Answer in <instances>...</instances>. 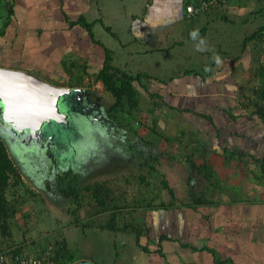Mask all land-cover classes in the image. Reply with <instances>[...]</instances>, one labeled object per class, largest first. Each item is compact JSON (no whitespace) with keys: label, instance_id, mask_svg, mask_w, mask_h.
Masks as SVG:
<instances>
[{"label":"crops","instance_id":"obj_1","mask_svg":"<svg viewBox=\"0 0 264 264\" xmlns=\"http://www.w3.org/2000/svg\"><path fill=\"white\" fill-rule=\"evenodd\" d=\"M186 1L119 0L115 4L112 0H0V67L29 72L46 82L54 77L56 86L66 80L62 85L69 88L68 80L74 78L73 71L69 74L63 65L70 68L67 63L73 62L80 67L79 61L78 64L86 66L84 79L77 77L86 84L102 68L108 50L113 66L132 75L145 73L160 79L162 83H156V90L163 105L153 106L154 111H168L171 120L181 126L178 135L184 132V140L190 138L187 143L198 145L194 155L198 154L201 161L194 160L195 163L206 162L216 180L212 183L201 178L202 182L195 187L196 179L189 177V168L183 160V147L187 143L181 136L182 149H179L176 133L168 132L170 127L162 130L169 133L171 141V154L163 159L170 174L169 185L160 194L165 207L147 209L145 213L148 244L143 245L141 239L140 243L149 253L141 250L135 239L142 259L131 251L130 257L126 251L127 258L138 264H264V174L258 160L264 158V127L256 116L250 117V108L241 106L248 100L246 94L250 91L245 84L251 83L247 68L250 69L252 47L249 44L250 49L242 51L243 42L228 39V35L231 37L234 33H225L227 24L234 20L246 24L249 10L255 3L254 0L230 1L211 13L187 19ZM227 15H233L234 19L229 20ZM82 18L91 25L92 38L85 28L77 25ZM121 18L127 20V25ZM176 24L180 29L178 33ZM112 25L115 29L125 27L128 40L119 42V48L125 51V60L117 57L116 61L115 49L95 38L97 27L111 32ZM213 27L215 34L222 35L218 51L216 47L209 48L212 43L208 31ZM152 28V36L147 37L148 29ZM242 32L247 33L246 29ZM194 33L206 36V44L194 39L197 44L193 43L191 49L200 50L196 51L200 63L183 70L177 76L181 81L173 79V75L161 79L162 70L156 63L152 66L142 64L148 56L152 59L153 54L159 53L162 60L171 59L174 63L171 57L166 59L164 53L177 45L181 47L179 52L186 56L182 58H189L184 44L193 42ZM177 34H182L179 41ZM153 36L159 37L160 44L153 45L150 40ZM163 44L167 47L160 48ZM137 45L140 47H135ZM210 53L214 54L212 58ZM134 55L141 57L136 61ZM193 70L201 75L185 74ZM58 77L62 78L60 82ZM97 83L102 86L100 81ZM80 89L85 90V87ZM141 89L138 86L137 90L143 94ZM97 90L101 95L100 89ZM154 147L162 153L168 146L156 141ZM171 156L173 159L168 158ZM241 161L247 168L238 169L237 163ZM185 170L187 175L183 178L181 172ZM244 170L248 175L243 174ZM179 179L184 187H180ZM239 185L243 187L241 198L233 195ZM190 186L195 189L190 190ZM168 188L172 189L173 199ZM191 196L204 198V202L187 208L181 206L180 202H189ZM138 210L140 208L136 212Z\"/></svg>","mask_w":264,"mask_h":264},{"label":"rangeland","instance_id":"obj_2","mask_svg":"<svg viewBox=\"0 0 264 264\" xmlns=\"http://www.w3.org/2000/svg\"><path fill=\"white\" fill-rule=\"evenodd\" d=\"M112 1L115 4L119 2V0ZM259 8H262V6L256 3L255 9L258 10H254V13L252 12L253 14L248 15L247 20H245L247 21L246 24H241V22L237 23L235 20L228 23L227 25L229 27L225 30V33H234V36L232 35L230 37L228 35V39H235L237 42L241 41V44L244 42L243 38L253 34L259 27L264 26V12L259 14L261 11ZM227 16L231 21L234 19L233 15ZM130 20L128 22H130ZM219 21L222 22V20ZM121 22L127 25V20L121 18ZM242 25L246 26V34L242 32L245 31ZM124 29V25L120 26V29H115V26L112 25L111 32L100 29L99 27L95 29V38L108 47L115 49L116 61L119 60L118 58L122 60L126 58V54H124L125 51L119 48V42L121 40H128L126 33H124ZM153 29L154 28L148 29L147 37L152 36L151 31ZM214 29L215 27H213V29L211 28L212 31H208L210 35L207 34L208 39L210 38V43H212V45L209 44V48H213L214 50V47H216V51H218L217 47L222 35L220 33L215 34ZM175 31L176 33L180 31L179 25L176 26ZM114 34H116L117 38ZM171 34H174L173 31ZM176 37V40L179 41L182 34H177ZM191 37L193 42L189 41L184 44V47L189 51L188 57L190 58L191 56L190 59L182 58L184 54L183 52H179L181 47L177 45V47L169 53H164L166 59L171 57L174 63H172L171 59L167 61H164V59L162 60L161 53H159V55L153 54L152 59L149 58L150 56H146L147 58H145L142 64L152 66L156 63V65L161 68L160 70H162L159 75L161 79L166 77L169 78V76L173 75V79L177 78V81H181L177 76L181 74L183 70H190L191 66L195 67L197 63H200L199 53L196 52L200 50L193 51V49H191L193 48V43L197 44L194 42V39H197L198 43L206 44V36L203 34L199 33V35H193ZM184 39L186 40L185 37ZM150 40L154 42L153 45L157 43L160 44L158 36H153ZM168 42H170V38ZM237 44L238 43H236V45ZM149 45L150 44H147V46ZM250 46H254V51L251 53V61L249 63L250 69L247 68L249 76L248 73L246 75L249 77L248 80H250L251 83L250 85L248 82L247 84L244 83L245 86L249 87L250 91L246 94L248 100L242 102L241 106L251 109V103L254 100L259 101L262 105L264 104V101L262 102L259 99V88L264 89V81L260 76H256L259 66L264 65V36L258 41H252ZM135 47L138 48L140 46L137 45ZM165 47L167 46L163 44L160 48ZM184 47H182L183 51ZM248 48L250 49V47ZM213 55L210 53L211 58ZM138 57H141V55H134L133 59L137 61ZM71 63L68 62L67 65ZM78 63L77 65H80V67H78L79 69H72L74 78L68 80L72 81L75 85L78 83L77 77L81 76L84 79L82 64ZM63 68L69 71L68 66L63 65ZM94 75L91 76L92 79H88L86 83L93 81ZM47 80L49 83L53 84L54 77ZM58 80L60 82L62 78L58 77ZM65 83H67L66 80L65 82H61V84H59L60 87H63L62 84ZM147 84L151 92L158 93L156 90V86L158 85L150 81H147ZM78 86L79 87L75 88L85 87L86 92L99 88L101 94L99 96L104 106L107 107L113 103L112 97L103 91V85L92 83V85L88 87L82 80ZM134 86L138 88L137 83H134ZM64 87L67 86L64 85ZM141 91L144 92L143 89H141ZM79 96V94H77V96L76 94L69 96L70 103L74 105L76 112L84 110L83 104L79 101ZM142 96L144 97L142 101L143 108L154 109L149 95L143 93ZM155 101H157L159 105H163L159 98L155 99ZM158 110L159 109L152 111V114H149L147 111H140L139 121L137 122L133 121L131 117H125L123 120L122 118L112 120L110 117L112 114H110L109 111H102L104 117L101 118L102 121H98V119L91 121V119L84 118L85 120L74 119V121L69 124L61 123L48 125L44 128V134L41 136L42 141L39 143L40 145L38 146L36 144L38 151L43 152L47 159L41 156L38 157L37 153H33L32 156L35 155V157L32 158L28 157L27 154L23 156L17 154L14 148L10 149L8 147L3 137L0 135V140H3L6 145L8 156L21 176L17 184H15L14 179L11 178L7 187L6 198L8 199V204L14 208L15 216L14 219L11 218L12 220H9L10 236L2 238L0 234V251L2 249H7V247L13 250L19 245H24L25 249L30 253L36 254V252L41 250L44 243H48V240L53 243L56 239L64 238L66 239L68 248L75 252V262L73 264H138V262H133L131 259L127 258L126 253V251H131L133 255L141 258V256H139L141 252L135 246L136 235L134 233L126 232L114 234L108 230H101L98 227V225L105 224L109 220L108 213L93 216L92 213L96 210H92V207H88L86 202L77 211L78 219L81 221L89 219L95 223L94 226L82 230L74 225L75 218L72 214V210L75 209V205L70 199H67L59 193L57 187L58 183L54 175L56 174L58 177L65 172L71 171L68 177L65 178L64 184L69 183L73 177H76L77 188L84 189L85 187L103 185L110 189L113 197L118 199L119 204L126 207L124 210L128 215L129 213L136 214L133 216L130 215V218L134 225L138 227L140 225L141 228L139 229L142 232V244L147 245L148 242L146 237L149 231L144 225L147 209L143 207L140 208V206L144 205V199L146 195L149 194V189H147L144 182L141 183L136 176L141 172L144 176L146 175V177H149L151 186L154 184L161 186L160 174L148 170L144 161L147 160L152 163L154 160L152 156L160 158L161 166L160 164L158 165L159 171H165L164 173L168 172L167 176H170L169 168L166 165L167 163L165 164L163 159L164 156L171 154V148H169L171 144L168 143L165 138H168V132L170 131L176 133L175 138H181V135L178 134L179 129L182 130L179 124L177 125L171 120L168 111ZM123 115L125 116V114ZM170 120L172 124L169 123ZM109 121L111 124L108 123ZM124 122L126 124H124ZM129 122L130 124H127ZM96 127H101L102 134L99 133V130H96ZM167 127H170V129H168V132L163 131V133L162 130H167ZM150 128H152V130ZM91 133H94V135L92 136ZM182 139L187 143L190 138L188 140ZM45 140H48V143L52 145L48 146V143L43 142ZM156 141L160 142L162 145L163 143L164 145L167 144L168 147L164 148L161 153L160 149L156 150L154 147ZM43 144L46 147L45 149H43ZM198 156V154L193 155V160H196V162L201 161ZM170 166L173 167V165ZM237 167L238 169L247 168L244 161L238 162ZM186 171L187 170L181 172L183 178H186ZM257 171H259L258 168ZM243 172V174L248 175L245 170ZM180 179L182 180V178ZM180 179L179 182L181 183ZM219 180L222 179L219 177ZM180 185V187L185 186L184 182ZM158 186H156L157 188H155V190L158 189ZM237 188L239 189L235 190L234 188L235 193L233 195L237 198H241V195H243V192H241L243 187L239 185ZM94 205L95 202L91 201V206ZM139 208L140 210L136 212ZM119 224L121 225L122 221H120ZM131 253L129 252L128 257H130ZM116 254H118V256Z\"/></svg>","mask_w":264,"mask_h":264},{"label":"trees","instance_id":"obj_3","mask_svg":"<svg viewBox=\"0 0 264 264\" xmlns=\"http://www.w3.org/2000/svg\"><path fill=\"white\" fill-rule=\"evenodd\" d=\"M241 1V0H238ZM243 1V0H242ZM248 1V0H244ZM254 3L256 5L259 4L262 6V8H259L262 13L264 12V0H254ZM257 11L258 9H255V6L251 7L249 10V15L253 14V11ZM253 12V13H252ZM200 17V16H199ZM225 20V19H224ZM76 24V23H75ZM82 26L86 29L90 37L92 38V29L91 25L87 24L85 19H81L79 22H77V25ZM264 36V26L259 27L253 34L246 36L244 39V42L242 43V51L246 50L248 45L252 41H258ZM252 51H254V46L252 47ZM258 61V58H257ZM79 69L78 66L74 65V63L70 64L69 71L68 69H65L66 72L68 71L69 74H71L72 69ZM82 73L83 75H87L85 73L87 67L82 66ZM259 76L264 81V65L259 66L258 68ZM186 75H201L197 70L188 71L185 73ZM82 79L78 78V83L75 85L72 81L68 83L70 87L78 86L82 81ZM145 80V82H144ZM100 81L103 85V90L105 93L109 94V96L112 97L113 103L109 106V109L107 111L112 114L110 115L112 120H118V118H122V120L125 117H131L133 121H139V114L140 111H147L149 114H152V111L154 109L152 108H143L142 101L144 100V97L142 96V93H139L137 88L134 86V83H137V85L144 90V93L149 95L150 100L152 101V104L154 107H158L159 104L155 99L160 98V95L158 93L151 92L147 81L152 82L156 85V83H162L160 79H154L150 77L149 75L145 73H138L136 75H132L127 73L124 70H121L120 68H117L112 65V57L111 53L106 50V57L103 62L102 68L97 71V73L94 75L93 81H90L86 83L89 86L92 85V83H97ZM255 93V92H254ZM259 99L263 102L264 101V89L259 88ZM251 103V101H250ZM251 116H256L263 124L264 127V104L262 105L259 101H252L251 103ZM125 114V116L123 115ZM124 124H126L124 122ZM127 124H130L127 123ZM152 130V128H150ZM182 138H185L184 132L181 133ZM264 137V132H263ZM181 138H177L175 141L177 144H179V149H182L180 146L182 145ZM168 143H170L169 138H165ZM183 140V139H182ZM191 143H187L183 147V151L185 153V156L183 157V160L186 162V165L189 168V177H191L192 180L196 179V185H200L199 181L201 178L206 179L208 181H211L212 183L216 180L215 175L212 172L211 167L206 163L202 164H196L193 160L194 152L198 149L197 144L191 145ZM195 147V148H194ZM170 156V155H169ZM154 159L152 163L148 162L147 160L144 161L145 166H147V169L152 172H157L160 174L161 177V186L160 185H153L149 183V177L144 176L143 173L139 172L136 176L137 179L143 183L147 189H149V194L146 195L144 201V205H141L140 208H146V209H153L154 207L156 209L165 207V204L161 198L162 190L168 187L169 185V175L167 176V173H164L165 171H159L158 165L161 166L160 158L152 156ZM169 159H173V157H168ZM259 162L261 161L260 165L262 166V173L264 174V158L258 159ZM71 171L63 173L61 176L59 175L56 180L58 183V190L59 193L66 197L67 199H70L73 204L75 205V209L72 210V214L74 215L75 222L74 225L79 227L82 230L88 229L89 227L94 226V222L87 220H80L78 219L77 211L82 207L84 203L87 202L88 207H92V210L94 211L92 214L100 215V214H109V220L105 224L98 225V227L101 230H108L110 232H127V233H134L136 235V244L137 246L143 250L146 253H149L146 247H143L140 243L142 232L140 231L139 227L134 225L132 223V220L130 218V215L133 216L134 213H126L124 210L126 207L123 205L121 206L118 202L117 198H114L112 195V192L107 187H104L103 185H97L95 187H85L77 188V178L73 177L69 183L64 184L65 178L68 177V174ZM203 176V177H202ZM11 178L14 179V183L17 184L20 181V174L15 167L14 163L8 156L6 145L3 142V140H0V234L2 238H6L10 236V222L9 220L12 218L14 219L15 216V210L13 207H11L8 204V199L6 198V191L7 187L9 185V181ZM190 179V178H189ZM216 183V182H215ZM190 185V184H189ZM158 189L155 190V188ZM195 187H189L190 190L192 188L195 189ZM163 188V189H162ZM169 194L171 198L173 199V192L171 188H168ZM195 192V191H194ZM91 201L95 202L94 206H91ZM90 202V203H89ZM204 202V198H194V196H191V199L189 202H180L181 206L187 208L191 205H199ZM157 205H156V204ZM134 212V211H133ZM130 218V219H129ZM11 219V220H12ZM122 221V224L120 225L119 222ZM51 249L52 256L50 259L55 262V264H73L75 262V252L73 250H70L67 246L66 239H56L53 243H51L48 240V243H44V245L41 248L42 252H46V250ZM1 254L9 255L13 259L17 256L24 257V256H30V255H36L35 253H30L27 249H25L24 245H19L15 247L13 250H10L8 247L7 249H2L0 251ZM225 263V262H224Z\"/></svg>","mask_w":264,"mask_h":264},{"label":"water","instance_id":"obj_4","mask_svg":"<svg viewBox=\"0 0 264 264\" xmlns=\"http://www.w3.org/2000/svg\"><path fill=\"white\" fill-rule=\"evenodd\" d=\"M85 93L80 88L52 85L29 72L0 67L1 118L17 134L35 136L51 123H72L76 108L69 96L84 97Z\"/></svg>","mask_w":264,"mask_h":264},{"label":"flooded vegetation","instance_id":"obj_5","mask_svg":"<svg viewBox=\"0 0 264 264\" xmlns=\"http://www.w3.org/2000/svg\"><path fill=\"white\" fill-rule=\"evenodd\" d=\"M90 91H92V90H88L85 93L84 97H82L81 94L78 97L79 101H81V103L83 104L84 110L78 111V112L74 111L75 114L72 118V122L74 121V119L85 120L84 118H88V119H91V121H94V119H98V121H102L101 118H104L102 115V113H103L102 111H107L109 109V106L105 107L104 103H102V101H101V97L98 94H95L94 92H90ZM108 123L111 124L110 121ZM53 124L54 123H51L50 125H53ZM46 126H48V125H46ZM46 126H44L42 128V131L40 134L36 133L35 136H31L30 134L24 133V132L21 134H17L10 127L3 124V121L1 118V113H0V135L3 137L5 143L8 145V147L10 149L14 148V151L21 156L27 154L28 157L32 158V157H35V155L32 156V154L37 153L38 157L41 156L44 159L46 158L45 154L41 151H38V149L36 147V144L39 146L40 141H42L41 136H43L44 128ZM100 128L96 127V130L97 131L99 130V133L102 134V132H101L102 129H100ZM94 133H96V132H94ZM94 133H91L92 136L94 135ZM43 142L48 143V140H45ZM49 145H52V144L48 143V146ZM32 148H34V149H32ZM45 148L46 147L43 144V149H45ZM48 160H50V159H48ZM54 176H55L54 178L56 180V178H57L56 174Z\"/></svg>","mask_w":264,"mask_h":264},{"label":"built area","instance_id":"obj_6","mask_svg":"<svg viewBox=\"0 0 264 264\" xmlns=\"http://www.w3.org/2000/svg\"><path fill=\"white\" fill-rule=\"evenodd\" d=\"M230 1L235 0H187L184 5V12L187 19H195L199 16L211 13ZM51 249L42 252H36V255L15 257L0 253V264H55L50 257Z\"/></svg>","mask_w":264,"mask_h":264},{"label":"clouds","instance_id":"obj_7","mask_svg":"<svg viewBox=\"0 0 264 264\" xmlns=\"http://www.w3.org/2000/svg\"><path fill=\"white\" fill-rule=\"evenodd\" d=\"M193 35H195V33Z\"/></svg>","mask_w":264,"mask_h":264}]
</instances>
